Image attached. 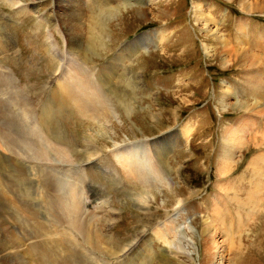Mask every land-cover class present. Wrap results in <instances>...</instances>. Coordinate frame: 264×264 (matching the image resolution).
<instances>
[{
  "label": "rangeland",
  "instance_id": "obj_1",
  "mask_svg": "<svg viewBox=\"0 0 264 264\" xmlns=\"http://www.w3.org/2000/svg\"><path fill=\"white\" fill-rule=\"evenodd\" d=\"M66 1L0 0V111L5 114L0 115V127L17 138L24 128L38 124L41 136L47 130L59 146H69L70 153L65 160L56 156L44 147V139L41 146L48 153L41 161L33 150L18 144L19 140L14 142L15 148L28 150L25 159L1 151L4 162L0 168L16 179L12 181L8 172L0 171V242L17 249L0 251V264H17L18 258L27 264L23 249L39 248L42 240L30 226L20 225L15 214L24 210V221L37 216L49 230L43 219L47 216L39 209L48 199L46 194L37 198L34 186L38 176H47V167L54 164L59 193L66 196L71 187L82 205L81 214L77 213L79 228L64 219L54 227L66 233L69 247L75 248L70 264H204L203 229L215 208L220 211L218 223L227 221L238 244L230 252L222 249L219 263L264 264V192L258 210L238 205L256 183L247 167L250 157L260 151L256 148L264 143V117L250 116L254 122L243 134L245 145L231 156V170L223 174L219 157L222 141L227 129L244 115L223 107L233 100L231 96L222 99L225 87L238 102L251 104L253 100L243 69L231 59L229 63L221 61V45L207 56L209 39L199 30L203 23L192 13L195 3L205 7L218 33L232 44L221 28L224 22L219 11L225 8L232 16L249 17L238 11L239 1L86 0L89 44L82 50L84 62L73 69L72 39L62 23L61 7L74 0ZM252 16L264 20V11ZM229 46L234 51L245 47ZM76 69L86 80H74L72 87L79 91L83 83L84 89L89 83V96H82V108L81 102H70L69 108L60 104L56 109L59 97L65 95L60 83ZM106 75L111 76L109 87ZM92 86L96 87L95 100ZM47 110L52 113L45 129L41 120ZM258 119L262 132L256 131ZM148 137L154 139L142 140ZM84 144L91 154L88 163L82 152ZM121 160L131 166H124ZM156 233L166 238L171 251ZM135 238L133 248L130 250V245L124 253ZM8 253L15 255L10 258ZM24 253L29 258L28 251ZM58 253L55 264L67 261L63 253L55 251Z\"/></svg>",
  "mask_w": 264,
  "mask_h": 264
},
{
  "label": "bare ground",
  "instance_id": "obj_2",
  "mask_svg": "<svg viewBox=\"0 0 264 264\" xmlns=\"http://www.w3.org/2000/svg\"><path fill=\"white\" fill-rule=\"evenodd\" d=\"M86 6H87L86 0H74L73 2L68 1L66 3V5L62 4V7H61V11L63 12V15L61 18L62 23L66 27L65 29L67 30V34L72 39V43L70 44V50H71L70 55L72 57V64L70 63L71 69L77 68V67H75L76 65H78L80 63L82 64L84 62L82 59V57H83L82 56V50L84 47L88 46V44H89V42H88L89 31L86 27V21H85ZM238 8L240 11H242L243 13H246V14H249V13L253 14L255 12L260 13L264 10V3H262L261 1H258V0H239ZM192 13L195 14V20L196 21L203 23L199 30L201 33H203V34L205 33V39L208 38L209 40H211L212 43L216 42L218 45L222 46L220 53H219V55H221V61H223L224 63H229L228 61H230V59H229V57H230V58H232L231 61L235 62L237 67H240L243 69V71H244L243 78L245 81V85L250 92V98L253 100V102H251V104L246 103V102L245 103L238 102L236 99V95L233 93H230L231 91L228 90V88H229L228 86L225 87V91L223 93L224 96L222 99L223 100L229 99V97L231 96L232 98L230 97V99H233V100H230L227 104H223V107L228 108V109L233 110V111H238V112L242 111V113L244 114L243 116H241L240 119H238V121H237L238 123L236 122L233 127L227 129L225 138L223 139L224 141H222L223 146L220 149V156L219 157L222 161L221 163H222L223 168L222 169L220 168V170L223 174H226L228 171L231 170V167H232L233 162H231V160H230L231 156L233 154L235 155V153L245 145V141L243 139V134L245 132H247L248 129L252 128V126H253L252 121L254 122L255 116L259 117V118L264 117V88H263L264 86L262 83L264 80V56L261 55V53H260L262 48L260 49L259 47L253 46L251 44L249 45V43L245 42V36L243 37V35H242L243 34V31H242L243 25L241 23L238 24L236 32L234 34L235 35V42L233 45L234 46H236V45L237 46H240V45L244 46L245 45V47L238 48L237 50L234 51V48L230 47L229 46L230 44L225 40V38H223L222 35L220 33H218V29L215 27V23L210 18V16L207 14L205 9L200 7V4H196V3L194 4V9L192 10ZM84 36L87 37V40L84 39ZM263 39H264V36H263ZM207 46L208 45H206V48H205L206 54H207V56H211V54L214 51L213 50L214 47L210 48ZM51 50L52 51L54 50L53 47H51ZM232 53H234V54H232ZM117 60H119V58L116 59V61ZM63 77L65 78V76H63ZM65 79H66V81L62 80L63 83H60L61 89L64 90L65 95L62 99L59 97L58 103L56 105V109L60 108L61 106L63 107V109H64V106L69 108L70 106L68 105V103L70 104V102L71 103L73 102V105H76V104L81 102L80 106L82 108L81 104H82V102H84V98H82V96H84L85 94L88 95L89 92L87 90H89V88L91 87V86L90 87L88 86L90 84L87 83L88 85L86 84L87 87L84 89L85 84L83 83L82 85H84V86H81L79 91H76L75 89H73V87H72L73 83L72 82L74 80L78 79L79 82L86 80L84 77L81 76L78 69H76L72 73L71 76H68ZM110 80H111V76L106 75L105 76V82H106L108 87L110 84V82H109ZM92 88H93V86H92ZM93 89H92V91H93ZM95 89H96V87H95ZM95 89L92 93L94 100L96 98L94 96ZM98 94H99V92H98ZM96 95H97V92H96ZM87 101L85 100L86 104L87 103L89 104V102H87ZM223 102H225V101H223ZM60 104H61V106H60ZM100 107L102 108L101 104H100ZM93 108L94 107H92V110H93ZM98 110H99V103H98ZM94 111L96 113V110H94ZM51 113H52V110H50L49 112L47 110L46 115L44 113V115L42 116V117H44L43 118L44 122H43V120H41V122H42L41 124H43V125H41L42 128L44 126V128L46 129V127H47L46 125L50 124L49 115ZM81 113H82V111H81ZM0 115L3 116L5 114L2 113V111H0ZM2 116H1V118H2ZM250 116H253L254 118L252 119V118H250ZM7 120H9V119H7ZM4 121H6V120L4 119ZM6 122H4V123L6 124ZM37 125L38 124H36V126L32 125L33 127H29L27 129L24 128L23 133L21 134V137L18 136L17 138L13 135H9L10 132L9 133L6 132L7 128L0 127V164H2L4 162L3 159H1V157H2L1 151H3L5 154H9V155H16V156L22 155L23 158L25 159L26 154L29 152H27L28 150H24V151H17L16 150L17 146L15 148L16 144H14V142L18 141V140H19L18 144L21 143L25 147H28L31 150H33V152H32L33 155L39 161L43 160L41 158H46V153H48V150L46 152L44 150L45 148L43 149V146H41L42 145V143H41L42 139H44V141H43L44 147H46L50 151L54 152L56 154V156L59 155V156H61V158L63 157V159L65 157L67 158V156L70 154V153H68L69 146L66 148L63 146H59L55 142V140H54L55 138L53 139L52 136L49 137L47 135L48 134L47 130H46V132H43V136H41L40 135L41 134L40 128H37L38 127ZM187 128L188 127L185 128V130H186L185 132H187V130H189ZM4 131L8 135H5ZM22 135H24V136H22ZM9 136H11L10 138L12 139V141L9 139ZM18 138H20V139L22 138V141ZM262 138L264 140V136ZM84 145H86V144H84ZM83 148H84V150H82V152L84 154H86L85 157H87V156L89 157V155H90L89 149L86 147H83ZM262 148H264V143L262 146L256 148V150H260V151H258L259 153H256L255 155H252L250 157V161L248 163L247 170L250 172V179L252 181L255 180L256 183L252 187H250L249 192L246 193V196H245L246 202L244 200L243 201L238 200V205H239L240 209H244L246 207H248V209H249L251 206L252 211H253L254 209L258 210L260 208V206L262 205L263 200L261 199V194L264 192V151H263L264 149L262 150ZM161 149L163 150L162 147H161ZM26 157H28V156H26ZM121 158H123V157H121ZM29 159H30V157H29ZM63 159H61V161H63ZM26 160H27V158H26ZM121 162H122V160H121ZM121 162H120V164H121ZM127 162H125L123 160L122 163L124 166H128ZM33 164L36 165V161H34ZM56 166H58L57 163H56ZM130 166H131V164H129L128 167H130ZM45 167H47V166H45ZM54 167H55V164H54ZM54 167L53 168L47 167L48 168V175L47 176L44 174L39 175L38 176V178H39L38 185L35 184V186H34V187L37 186L35 189V192H34V194L36 195L37 198H40V195L44 196L46 194V197L48 199V200H46V201H48V203L44 202L45 201L44 200L42 203L39 204V209H40L41 213H43L47 216V218L44 217L43 219L45 222L49 223V230H47V228H46L47 225L44 226L43 222H40L37 219L38 218L37 216H35L34 218H31L30 220L26 219L24 221L22 219L23 218L22 215L25 214L24 210L21 209L22 211H20L18 213V215L15 214V217H16L15 220L18 223H20V225L24 226L25 224H27L28 226L31 227V230L35 231V233H38L39 234L38 237H41V239H42L40 242L39 248H38V245H36L30 249H29V247H28V249H23L24 252L28 251V257L29 258L26 257L24 252L21 253V254H23V258L27 262V264H37V262H38V264H55V256L59 255V253L55 255V251H58V250L61 252V254L63 253V256H65L67 261H65V260L59 261L58 260L57 261L58 263H56V264H59L62 262H63V264H70V258L72 257L71 251H72V249H73V251L75 249V248L69 247L71 244H70V240L67 239V234L66 233H60V232H58V230H54V227H55L56 223L59 224V222L64 219L67 221H71L73 224H75V226L77 228H79V226L81 225V221L79 218L77 219V213L78 212L80 213V205H81L79 202L80 199L77 198L76 193L74 192V190L71 187L68 189L66 196H63V194H61V192L59 193V189L57 188L58 186L56 184L57 181L55 178V174L53 173V170L55 169ZM36 168L39 169L40 167L38 165H36ZM49 168H51V169H49ZM152 168H153V166H152ZM131 169H133V166ZM1 170L8 172L3 166L0 168V171ZM3 171H1V172H3ZM45 173H46V171H45ZM8 174L10 175V177H12L11 178L12 181H13V179H16V178H13V176L9 172H8ZM32 188H33V185H32ZM27 189H28V187H27ZM27 189H25V190H27ZM27 192H28V190H27ZM231 192H233V191H231ZM233 193H235V192H233ZM227 194H230V193H227ZM31 197H32V194H29L30 199H31ZM36 200H38V199H36ZM235 200H236V198H235ZM246 211H247V209H246ZM219 214H220V211L218 210V208H215L214 213H213V218H210L209 220L207 219L205 222V228L202 227V228H204L203 229V235H204L203 246H204V251H205L204 257L206 256L205 257L206 259L204 260V264H220L219 263L220 252L222 249H223V251L230 252V251H233L234 249L238 248V244L233 241L234 235L233 234L231 235L228 231L229 229H228V226L226 224L227 221L223 220V222L218 223L217 219H218ZM243 214H244V212H243ZM246 216H247V214H246ZM2 223L3 222H0V226L3 228ZM220 225H221V227L218 228ZM240 227L241 226H239V228ZM29 230H30V228H29ZM165 230H166V228H165ZM167 230H168V228H167ZM160 231H158V232H160ZM81 233L82 232H80V235H81ZM165 234H166V232H165ZM215 235H217L216 238H215ZM70 237H71V235H70ZM142 237H144V236L141 235V238ZM157 237L159 238V240L163 241L164 245H166L170 251L172 250L171 246L168 244L169 242L168 241H167L168 243L166 242V240H165L166 238L164 236L157 234ZM87 240H90V239L87 238ZM130 245H131V247H130V250H131L133 248V245L132 244H130ZM130 245L128 244L126 246V248L124 249L126 252L129 251L128 247ZM78 246H79V244H78ZM15 249H17V247L11 243L8 246V245L0 242V251L1 252L13 251ZM20 252L21 251H19V253ZM217 252H218L219 258H217V256H218ZM74 254H76V253H74ZM139 254L141 255V252ZM12 255H15V254H11V255L9 253L6 254V256L7 257L10 256V258H12ZM138 257H139V255L136 258H138ZM215 257L219 260H216ZM136 258L135 259L133 258L134 263H136L135 262ZM5 259L7 261H12V259H9V258H5ZM75 259H77V257H75ZM140 259L142 260V258H139L138 260H140ZM21 260H23V259L18 258L17 264H21L20 263ZM79 260H80V258H79ZM87 263H89V262H87ZM24 264H25V262H24Z\"/></svg>",
  "mask_w": 264,
  "mask_h": 264
},
{
  "label": "crops",
  "instance_id": "obj_3",
  "mask_svg": "<svg viewBox=\"0 0 264 264\" xmlns=\"http://www.w3.org/2000/svg\"><path fill=\"white\" fill-rule=\"evenodd\" d=\"M258 1H261L262 3H264V0H258ZM199 2H201V1L199 0ZM203 4H206V3L203 2ZM237 8H238V3H237ZM205 11L209 15V12L206 10V8H205ZM238 11L241 14H243V15H248L249 17L242 18V16L239 17L238 15L232 16V14L230 13V11L227 10V13H228V16H227L228 25L230 24V27L227 28L226 33L227 32L228 33L226 34V36L228 38V41L233 42L232 44L231 43H229V44L230 45H233L234 44V42H235V35L234 34L236 32V29H237L238 24L241 23L243 25L242 26V28H243V30H242L243 31V34L242 35H243V37L245 36V38H246L245 39V42L249 43V45L251 44L253 46L259 47L260 49L262 48L261 51H260V53H261V55L264 56V39H263V36H264V20L257 19V17H254L253 18L252 14H250V13L249 14L243 13L242 11L239 10V8H238ZM263 11L260 12V13L259 12H255V13L256 14H262ZM223 19L224 18H221V21ZM209 42H210V44L208 46L210 48H213L214 47L213 49H217L216 47L218 46V44L216 42H213L212 43L211 40H209ZM214 51H216V50H214ZM229 59H232V58L229 57ZM243 73H244V71H243ZM233 89H234V87H233ZM247 90H248V88H247Z\"/></svg>",
  "mask_w": 264,
  "mask_h": 264
}]
</instances>
